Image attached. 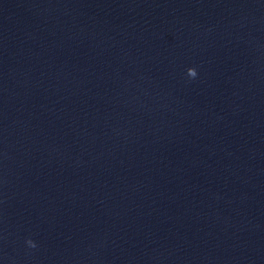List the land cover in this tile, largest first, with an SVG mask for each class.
<instances>
[{
	"label": "water",
	"instance_id": "1",
	"mask_svg": "<svg viewBox=\"0 0 264 264\" xmlns=\"http://www.w3.org/2000/svg\"><path fill=\"white\" fill-rule=\"evenodd\" d=\"M0 264H264V0H0Z\"/></svg>",
	"mask_w": 264,
	"mask_h": 264
},
{
	"label": "clouds",
	"instance_id": "2",
	"mask_svg": "<svg viewBox=\"0 0 264 264\" xmlns=\"http://www.w3.org/2000/svg\"><path fill=\"white\" fill-rule=\"evenodd\" d=\"M27 244H28L30 247H35V243H34L31 239L27 240Z\"/></svg>",
	"mask_w": 264,
	"mask_h": 264
}]
</instances>
